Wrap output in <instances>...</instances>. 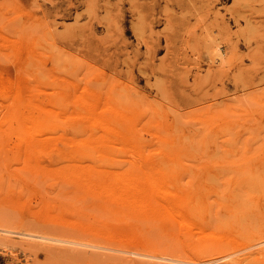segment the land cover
Segmentation results:
<instances>
[{
    "label": "rangeland",
    "instance_id": "374dc122",
    "mask_svg": "<svg viewBox=\"0 0 264 264\" xmlns=\"http://www.w3.org/2000/svg\"><path fill=\"white\" fill-rule=\"evenodd\" d=\"M0 51V74L31 88L57 137L27 158L0 128V264H264V244L249 246L264 237V0H0ZM100 113L121 130L136 120L137 143L120 134L89 145L102 154L67 155L68 137L107 135ZM146 157L165 165L187 224L153 221L150 248L40 237L102 245L71 211L117 220L76 189L69 164L121 175Z\"/></svg>",
    "mask_w": 264,
    "mask_h": 264
},
{
    "label": "bare ground",
    "instance_id": "6f19581e",
    "mask_svg": "<svg viewBox=\"0 0 264 264\" xmlns=\"http://www.w3.org/2000/svg\"><path fill=\"white\" fill-rule=\"evenodd\" d=\"M6 25L7 31V27L11 29V25L8 26V23H6ZM7 31H5V34ZM11 35L8 34V36ZM11 39L13 40L14 38ZM8 41L10 42L11 40ZM11 45L16 46L13 43H11ZM9 79L4 78V75L2 76L0 74V112L2 109H5V115L0 118V128L4 124H8L10 132L7 137L9 140L11 137H14V139H12L14 140V147L17 150V153L25 155L27 158H32L36 156L37 152L40 153L49 147V145H53L55 138L57 137H54L47 129L49 127L48 112L43 109V106L40 103H31L27 98H25L27 91H31V88L21 79H16L15 81H13V79ZM8 100L11 101L9 102ZM93 100L95 105H90V107L91 110L95 112L97 109H101L100 107L102 103L96 98H93ZM99 115L100 116H98L97 120L93 121V124L107 132V135L104 136L103 140L97 137H93L92 139L90 137H68L67 143L70 148L69 152H67V155L74 157L79 161H83L82 157L86 155L102 154L99 148L90 147L89 145L93 143L96 146H99L100 143L105 140L115 141L116 137L120 134L126 143H137L135 140L139 137V135L135 130L136 128L134 129L136 120L127 122L125 124L126 126L123 127V130H121L118 126L112 125L110 118L103 115L102 113ZM36 123H40V126H36ZM137 152L138 155L144 156L142 155L143 152L141 149L137 148ZM87 162L88 161L83 163V165L76 162V164H78L77 166L74 163L72 164L75 166L71 164H69L70 166L68 165V172L72 176L70 178L71 182H73L78 191L91 196L94 207L98 209L104 208L106 211H112L114 218L117 221L111 222L112 224L110 227H108L107 225L110 222H108L106 218H101L96 213L89 212L78 206L79 208L71 211L73 212V216L76 218V225L73 226L76 227L81 233L90 234L94 236V238L101 237L104 240V242L102 241L103 243H101L102 245L98 243L97 239L67 240L62 238H52L48 235H40V237L43 239L48 241H52V239H54L78 246L99 248L103 250L112 249L107 245V241H114L121 245L131 244V246H140V248H150L153 247V243H151L149 238L150 228L155 226L153 221L162 220L163 222L166 221L167 223H170V225L175 224V226L177 224L183 225L188 223L187 216L183 210V206L186 202L182 199H178L179 197L177 196L176 192L168 187L170 183V174L168 170L165 169V165L160 161L155 160V158L151 159L146 157L141 163L135 165L132 169H124V171L121 172V175L111 172L109 173L105 168L101 167V169H99L94 164H87ZM72 206H74V203ZM75 207H73V209ZM115 212L117 214H115ZM123 216L131 217L134 220L129 221L128 218L124 221H121ZM153 235L155 236L154 233ZM92 236H90V239H92ZM260 238L257 240V242L251 243L249 246H253L254 244L256 246H259V244H264V237L261 239ZM154 240H152V242H154ZM121 245L118 246L121 247ZM165 246H168V249H170L169 251L171 252L172 249L170 248V245L166 244ZM256 246H254V249ZM158 248L160 249V247ZM70 250L82 252L85 251L74 248H70ZM95 252L94 254H96ZM153 252L154 251H152V253ZM254 255L255 253L253 251L246 255V257L249 259V262L256 261L255 259H257V257ZM117 257L115 256V259H112L116 260ZM262 257H264V255H262ZM133 259L135 260V258ZM142 259L144 258L142 257ZM140 261L142 262V260ZM229 261L233 263L236 261V258H231ZM149 263L151 264V262ZM123 264H125V262Z\"/></svg>",
    "mask_w": 264,
    "mask_h": 264
}]
</instances>
